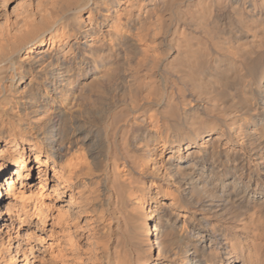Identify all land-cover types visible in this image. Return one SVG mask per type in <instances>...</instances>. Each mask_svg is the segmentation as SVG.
Returning <instances> with one entry per match:
<instances>
[{
	"label": "bare ground",
	"instance_id": "1",
	"mask_svg": "<svg viewBox=\"0 0 264 264\" xmlns=\"http://www.w3.org/2000/svg\"><path fill=\"white\" fill-rule=\"evenodd\" d=\"M0 264H264V0H0Z\"/></svg>",
	"mask_w": 264,
	"mask_h": 264
},
{
	"label": "rangeland",
	"instance_id": "2",
	"mask_svg": "<svg viewBox=\"0 0 264 264\" xmlns=\"http://www.w3.org/2000/svg\"><path fill=\"white\" fill-rule=\"evenodd\" d=\"M21 231H23V230H21Z\"/></svg>",
	"mask_w": 264,
	"mask_h": 264
}]
</instances>
